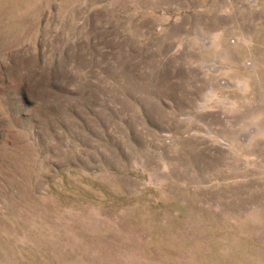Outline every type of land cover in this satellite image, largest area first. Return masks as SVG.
Returning <instances> with one entry per match:
<instances>
[{
  "label": "rangeland",
  "instance_id": "374dc122",
  "mask_svg": "<svg viewBox=\"0 0 264 264\" xmlns=\"http://www.w3.org/2000/svg\"><path fill=\"white\" fill-rule=\"evenodd\" d=\"M0 264H264V0H0Z\"/></svg>",
  "mask_w": 264,
  "mask_h": 264
}]
</instances>
